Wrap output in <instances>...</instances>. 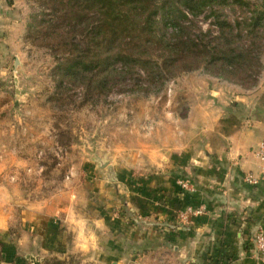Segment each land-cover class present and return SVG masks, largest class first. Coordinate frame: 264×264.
I'll return each mask as SVG.
<instances>
[{
    "label": "crops",
    "instance_id": "crops-1",
    "mask_svg": "<svg viewBox=\"0 0 264 264\" xmlns=\"http://www.w3.org/2000/svg\"><path fill=\"white\" fill-rule=\"evenodd\" d=\"M205 102L196 109L202 121L189 122L198 143H182L180 131L164 149L128 146L42 200L0 186V264L68 256L79 264H264L253 249L264 230V177L254 155L264 142V77L252 92ZM248 175L259 182L248 184ZM189 207L205 211L179 220Z\"/></svg>",
    "mask_w": 264,
    "mask_h": 264
},
{
    "label": "rangeland",
    "instance_id": "rangeland-1",
    "mask_svg": "<svg viewBox=\"0 0 264 264\" xmlns=\"http://www.w3.org/2000/svg\"><path fill=\"white\" fill-rule=\"evenodd\" d=\"M1 1L0 186L21 192L27 201L48 198L69 184L77 186L94 166L107 167L128 146L164 149L174 146L180 131L182 143H198L202 138L191 137L189 124L202 121L197 106H204L210 95L233 100L252 92L264 77L261 34L255 41L259 66L250 72L222 75L200 63L163 69L162 77L146 73L139 77L136 69L110 79L102 91L100 79H90L91 73L73 80L59 72L74 54L71 39L84 38L81 30L66 33L78 19L67 0ZM248 2L251 9L226 8L224 18L233 23L262 6V0ZM211 22L199 16L188 27L192 35L208 42L217 35ZM13 201L15 197L8 202ZM56 262L79 264V259L50 257L41 264Z\"/></svg>",
    "mask_w": 264,
    "mask_h": 264
},
{
    "label": "trees",
    "instance_id": "trees-1",
    "mask_svg": "<svg viewBox=\"0 0 264 264\" xmlns=\"http://www.w3.org/2000/svg\"><path fill=\"white\" fill-rule=\"evenodd\" d=\"M78 19L66 32L74 54L59 67L62 76L76 80L98 78L102 91L110 79L136 70L163 76V69L205 67L238 74L259 66L255 41L264 34V0L248 17L230 23L223 11L252 8L248 0H67ZM199 16L212 19L217 35L205 42L191 34L188 24ZM244 34V35H243ZM209 35V32L206 36ZM251 42L244 44V39ZM261 47V44H258ZM159 51L156 57L153 52ZM63 66V67H62ZM139 72V73H138ZM95 75H94V74ZM85 77V78H84ZM231 77V76H230ZM55 264H62L56 262Z\"/></svg>",
    "mask_w": 264,
    "mask_h": 264
},
{
    "label": "built area",
    "instance_id": "built-area-1",
    "mask_svg": "<svg viewBox=\"0 0 264 264\" xmlns=\"http://www.w3.org/2000/svg\"><path fill=\"white\" fill-rule=\"evenodd\" d=\"M255 157L261 162L262 170L261 176L264 177V142L260 143L254 152ZM259 177L247 176L245 181L250 185H256L259 182ZM182 188L188 190L190 189L189 184L185 182H180ZM205 208H186L178 213L177 218L182 221H186L190 217H197L204 213ZM253 249L257 256V259L264 262V230H259L253 238Z\"/></svg>",
    "mask_w": 264,
    "mask_h": 264
},
{
    "label": "water",
    "instance_id": "water-1",
    "mask_svg": "<svg viewBox=\"0 0 264 264\" xmlns=\"http://www.w3.org/2000/svg\"><path fill=\"white\" fill-rule=\"evenodd\" d=\"M30 259H31L35 264H38V261L35 260V258L31 257Z\"/></svg>",
    "mask_w": 264,
    "mask_h": 264
}]
</instances>
